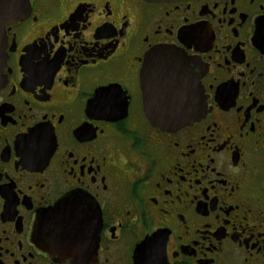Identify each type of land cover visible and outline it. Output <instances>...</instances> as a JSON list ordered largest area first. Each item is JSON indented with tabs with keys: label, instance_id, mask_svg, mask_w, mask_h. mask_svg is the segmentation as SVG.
Wrapping results in <instances>:
<instances>
[{
	"label": "flooded vegetation",
	"instance_id": "1",
	"mask_svg": "<svg viewBox=\"0 0 264 264\" xmlns=\"http://www.w3.org/2000/svg\"><path fill=\"white\" fill-rule=\"evenodd\" d=\"M27 3L3 24L0 264H264V0ZM158 48L200 106L174 129L145 114ZM73 193L97 236L44 248Z\"/></svg>",
	"mask_w": 264,
	"mask_h": 264
},
{
	"label": "water",
	"instance_id": "2",
	"mask_svg": "<svg viewBox=\"0 0 264 264\" xmlns=\"http://www.w3.org/2000/svg\"><path fill=\"white\" fill-rule=\"evenodd\" d=\"M27 4V0H0V81L6 56L3 24L21 16ZM173 54L168 49L160 48L147 53L141 71L145 114L151 124L165 129L177 128L200 115L199 104L186 105L178 101L180 97L175 89L178 82L167 70L179 63ZM160 96L165 97L161 99ZM83 202L86 200L80 195L68 194L61 197L52 207L40 212L35 230L44 248L74 251L86 244L93 235L97 236L98 223L85 215L83 211L86 209L80 205L72 207L73 204Z\"/></svg>",
	"mask_w": 264,
	"mask_h": 264
}]
</instances>
